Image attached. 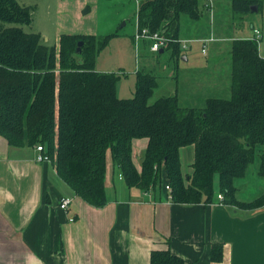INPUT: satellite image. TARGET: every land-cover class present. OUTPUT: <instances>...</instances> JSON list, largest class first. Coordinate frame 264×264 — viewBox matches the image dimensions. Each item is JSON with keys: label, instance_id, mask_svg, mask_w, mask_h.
<instances>
[{"label": "trees", "instance_id": "obj_1", "mask_svg": "<svg viewBox=\"0 0 264 264\" xmlns=\"http://www.w3.org/2000/svg\"><path fill=\"white\" fill-rule=\"evenodd\" d=\"M199 1L138 0L135 26L150 34L166 30L174 42L164 50L178 59L180 17L198 20L201 9L207 10ZM253 5L260 10V1L231 2L236 14L249 13ZM31 22L29 7L0 0V136L9 146H42L58 176L95 208L107 202V153L128 188L147 192L168 186L173 204L218 202L247 211L264 207V192L242 202L235 186L256 158V176L264 178V59L258 41H232L230 98H209L202 109H194L180 107L176 95L149 104L156 77L140 71L134 96L120 99V74L95 71L97 54L116 34H62L49 47L41 44L39 34L23 30ZM135 139H147L139 171L132 162ZM188 146L194 151L192 173L183 176L179 150ZM222 257L223 245L211 244L210 261L219 263ZM149 264L185 262L169 250H155Z\"/></svg>", "mask_w": 264, "mask_h": 264}, {"label": "crops", "instance_id": "obj_2", "mask_svg": "<svg viewBox=\"0 0 264 264\" xmlns=\"http://www.w3.org/2000/svg\"><path fill=\"white\" fill-rule=\"evenodd\" d=\"M213 2L208 13L211 25ZM251 13L257 16L248 18L246 24L240 16L242 24L231 40L252 39L253 30H259L258 54L264 59V0L260 10L257 7ZM178 38L183 41L179 34ZM194 40L199 39L186 41ZM181 59L188 61L187 53ZM196 80L201 83L199 77ZM170 94L178 96L176 86ZM146 146L147 139L132 141V162L138 171ZM36 156L35 147L9 146L0 136V264H149L155 250H169L185 264H264V207L247 211L218 202L173 204L162 187L147 192L128 188L107 153V202L95 208L58 176L52 159L37 162ZM179 159L182 175H190L193 146L181 148ZM183 164L190 167L188 172L183 171ZM251 175V179L247 175L235 182L244 189L238 188L239 201H251L261 194L247 197L255 189L252 186H264V178H257L255 172ZM62 198L70 199L65 211L59 208ZM214 243L223 245L219 263L209 259Z\"/></svg>", "mask_w": 264, "mask_h": 264}, {"label": "rangeland", "instance_id": "obj_3", "mask_svg": "<svg viewBox=\"0 0 264 264\" xmlns=\"http://www.w3.org/2000/svg\"><path fill=\"white\" fill-rule=\"evenodd\" d=\"M213 1L212 25L209 11L204 9H201L202 15L198 20H191L184 15L180 17V38L199 40L187 43V49H182L181 56L176 59L170 50L151 53L142 42L138 44V49L135 48L132 35L135 31L136 0H18L21 6L29 7L32 12V22L23 26V30L39 34L43 45H56L57 37L62 34L97 37L116 34L97 54L95 71L120 74L117 83L119 98L129 99L134 96L135 74L140 71L156 77L157 87L149 104L161 97L170 96L171 88L176 86L179 106L194 109L204 107V98H230L231 38L236 35L234 30L237 26L257 16L249 11L235 18L232 0ZM203 2L200 0L199 4ZM240 16L245 18L242 23ZM210 38L215 39L205 43L200 41ZM202 48L207 52L206 56ZM185 52L188 56L186 62L181 59ZM197 77L201 83L197 80L193 82ZM257 166L256 158L247 170L249 179L254 172L256 176ZM188 169L190 167L186 169L183 164V171ZM251 188L255 189L248 192L247 197L250 198L264 191L263 185ZM239 190L244 191L242 187ZM214 191L217 192V178L214 180Z\"/></svg>", "mask_w": 264, "mask_h": 264}, {"label": "built area", "instance_id": "obj_4", "mask_svg": "<svg viewBox=\"0 0 264 264\" xmlns=\"http://www.w3.org/2000/svg\"><path fill=\"white\" fill-rule=\"evenodd\" d=\"M205 3V8L211 11L212 8V0H204ZM136 4L138 5V0H136ZM166 30H161L160 32H155L150 34L148 32V30L146 29H142V30H138L137 26H135V31L133 34V40H134V44H135V48L138 49V44L141 42H146L148 45V49L151 53H157L160 52L164 49H166L171 43H173L174 41L169 37V35L166 34ZM253 38L255 41H259L260 37H261V32L259 30H253ZM202 41V43H205L206 41H212V39H207V40H200ZM178 43L180 44V48L181 50H186L187 46L186 44L189 43V41L183 40L180 41L178 40ZM205 50L204 48H202V53L205 54ZM35 151L37 152V156H36V161L37 162H49L50 158L48 156H46L43 153V148L42 146L38 145L35 147ZM165 191L167 192V194L169 193L170 189L168 186H166ZM167 198H169V196L167 195ZM217 200L218 201H222V196L221 195H217ZM70 203V199L68 198H62L59 202V208L63 211L67 210V207ZM70 222L73 221V219H69Z\"/></svg>", "mask_w": 264, "mask_h": 264}, {"label": "water", "instance_id": "obj_5", "mask_svg": "<svg viewBox=\"0 0 264 264\" xmlns=\"http://www.w3.org/2000/svg\"><path fill=\"white\" fill-rule=\"evenodd\" d=\"M250 11H251V12H255V11H257V7H256L255 5L251 6V7H250ZM81 46H82V42H79V43L77 44L76 54H79V53H80ZM160 52H161V51H160Z\"/></svg>", "mask_w": 264, "mask_h": 264}]
</instances>
